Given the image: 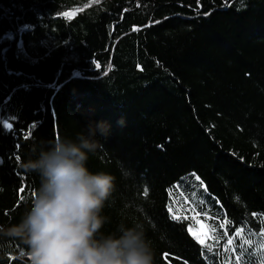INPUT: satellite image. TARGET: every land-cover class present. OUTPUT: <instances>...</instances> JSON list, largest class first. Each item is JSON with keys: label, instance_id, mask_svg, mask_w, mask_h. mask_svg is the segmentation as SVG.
Returning a JSON list of instances; mask_svg holds the SVG:
<instances>
[{"label": "trees", "instance_id": "1", "mask_svg": "<svg viewBox=\"0 0 264 264\" xmlns=\"http://www.w3.org/2000/svg\"><path fill=\"white\" fill-rule=\"evenodd\" d=\"M99 122L105 231L143 223L153 264H264V0H0V226L35 142ZM25 251L0 236V264Z\"/></svg>", "mask_w": 264, "mask_h": 264}, {"label": "clouds", "instance_id": "2", "mask_svg": "<svg viewBox=\"0 0 264 264\" xmlns=\"http://www.w3.org/2000/svg\"><path fill=\"white\" fill-rule=\"evenodd\" d=\"M98 135H109L104 122L90 123L74 139L35 142L21 161L26 173L39 177V187L20 220L0 226V236L19 240L29 264H153L143 223L104 230L116 177L88 167L90 154L102 147ZM129 175L122 170V177Z\"/></svg>", "mask_w": 264, "mask_h": 264}, {"label": "rangeland", "instance_id": "3", "mask_svg": "<svg viewBox=\"0 0 264 264\" xmlns=\"http://www.w3.org/2000/svg\"><path fill=\"white\" fill-rule=\"evenodd\" d=\"M8 37L10 38L11 36ZM192 232L199 238H203L207 234V230L201 222L197 223L196 226L192 228Z\"/></svg>", "mask_w": 264, "mask_h": 264}, {"label": "snow or ice", "instance_id": "4", "mask_svg": "<svg viewBox=\"0 0 264 264\" xmlns=\"http://www.w3.org/2000/svg\"><path fill=\"white\" fill-rule=\"evenodd\" d=\"M170 211H171V210H170ZM198 223H199V221H198ZM188 231H189L190 233H192L193 235H195V233L192 232V229H191V228H189Z\"/></svg>", "mask_w": 264, "mask_h": 264}]
</instances>
